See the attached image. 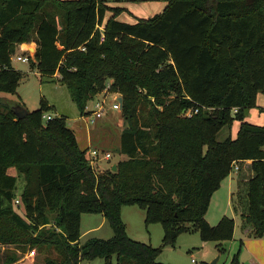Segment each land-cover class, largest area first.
<instances>
[{
  "label": "trees",
  "instance_id": "1",
  "mask_svg": "<svg viewBox=\"0 0 264 264\" xmlns=\"http://www.w3.org/2000/svg\"><path fill=\"white\" fill-rule=\"evenodd\" d=\"M165 1V11L148 20L104 24L107 0H0V94L14 95L22 80L11 63L16 47L35 42L33 66L68 87L81 115L112 81L127 123L120 136L126 158L115 172L95 174L64 117L44 124L52 109L44 99L17 119L0 97V245L57 253L44 264H165L163 249L197 231L222 255L235 220L211 225L206 213L233 165L247 161L253 175L244 185V229L264 239V124L245 115L264 95V0ZM190 109L199 111L183 114ZM234 121L241 123L236 139ZM11 168L24 179V216L12 205L18 176ZM131 206L145 212L147 228L161 225L160 247L129 237L122 209ZM84 214L102 215L112 238L81 243ZM8 256L0 264H16ZM231 264H240L237 255Z\"/></svg>",
  "mask_w": 264,
  "mask_h": 264
},
{
  "label": "rangeland",
  "instance_id": "2",
  "mask_svg": "<svg viewBox=\"0 0 264 264\" xmlns=\"http://www.w3.org/2000/svg\"><path fill=\"white\" fill-rule=\"evenodd\" d=\"M102 6L109 8L104 24L113 17L117 21L134 24L138 20H148L155 15L162 14L167 7V2L165 0H107V2H102ZM115 10L119 11L116 13ZM26 50L24 46L19 45L16 47L14 55H12L11 63L16 70L23 74V77L14 95L0 94L4 104L10 107L17 103L25 107L29 112H32L41 107V100L44 99L52 108L44 115L53 118L64 117L67 127L75 133L77 143L82 150L89 148L102 149L111 153L112 159L109 162H101L98 165L100 173L111 169L114 164H118L124 160L126 157L123 156L121 151L120 136L127 127V123L123 119L122 114L108 109L104 118L96 125L87 124L86 119L81 115V112L73 101L68 87L58 77H42L38 68L33 66V64L36 66L35 62L25 63L16 60L17 56L27 57L29 53ZM29 52L34 54V48L29 49ZM142 92L145 93L144 90ZM107 104H111V98L107 100ZM262 109H264V95L258 94L256 107L250 111L246 121L257 126H262L264 124V111ZM208 112L213 113L214 110H209ZM43 122L45 124L47 121L44 120ZM240 125L239 121H234L230 132L232 139L237 138ZM227 134L228 131L223 129L218 135V140H224ZM239 165L241 172L246 174L247 167L243 163ZM9 173L18 176L15 194L16 200H20V195L25 185L24 179L14 168H11ZM249 173H252L250 167ZM237 176L238 172L233 169L231 174L221 182L219 189L211 197L210 206L205 217L211 225H216L223 217L235 220L234 240L223 243L226 253L221 255L217 247L218 243L202 241L199 232L195 231L181 234L174 247L164 248L159 257L160 262L165 264H201L204 262L211 264L220 255L218 264H231L233 257L237 255L240 264H252L250 261L252 254L256 255L257 259L255 261L257 264H261L264 261V239L248 236L244 229L242 214L247 211L248 201L245 194V186L241 187V194L239 195ZM244 179L241 180L243 184H246L247 181H244ZM12 205L18 214L24 216L25 211L22 204L16 206L14 202ZM129 210L132 212L128 218L129 220H127L126 212ZM124 216L126 222L129 223L130 229L132 228L140 234L136 236L137 240L135 241L147 244L153 241V247L158 248L161 246L164 236L163 229L161 225H156L153 229L147 228L145 226L144 211L137 207L127 208L125 209ZM88 220L92 224H89ZM101 220L102 217L97 214H84L82 216V243L86 242L89 238H112L113 231L108 223L98 232L86 236L85 232L90 228L98 227ZM51 225L52 223L48 225V228ZM109 232L110 235L107 236ZM28 251L31 250H16L15 246L0 245V263L6 255L14 257L17 260L16 264H44V261L48 257L51 259L58 258L57 253L54 251L42 253L36 248V257L27 259L26 254ZM193 260L194 262H192ZM82 264H105V262L97 259L94 261H84ZM113 264H116V261H113Z\"/></svg>",
  "mask_w": 264,
  "mask_h": 264
},
{
  "label": "built area",
  "instance_id": "3",
  "mask_svg": "<svg viewBox=\"0 0 264 264\" xmlns=\"http://www.w3.org/2000/svg\"><path fill=\"white\" fill-rule=\"evenodd\" d=\"M98 30L100 31L101 34V42H104L105 40V34H104V26H98ZM82 51H84V48H80ZM26 52H28V56H17L16 60L19 62H25V63H30L31 61L35 60V53L31 54L29 52V49L27 48ZM111 85L112 81H109L107 83V86L105 89L97 94L93 99H91L86 107L85 111L83 113V117L86 119L87 124L89 125H96L100 120H102L107 112V110H112V111H117L120 112L122 111V105L119 102V99L122 98V95H120L118 92H112L111 91ZM111 98V104H107V100ZM198 109H190L188 111H184L183 114H186L187 117H192L194 114L198 113ZM238 110L235 109L234 112H237ZM264 111V109H263ZM53 119L51 116L44 115L43 120L48 121ZM88 160H89V165L94 171L95 174L100 173L98 170V165L101 162H109L112 159V155L110 152H106L105 150H100V149H88ZM239 171V164L235 163L233 165L232 170ZM16 206H19L21 204L20 200L15 201ZM19 208V207H18ZM36 249H33L31 251H28L26 254L27 259H32L36 257ZM194 262V260L192 261Z\"/></svg>",
  "mask_w": 264,
  "mask_h": 264
},
{
  "label": "crops",
  "instance_id": "4",
  "mask_svg": "<svg viewBox=\"0 0 264 264\" xmlns=\"http://www.w3.org/2000/svg\"><path fill=\"white\" fill-rule=\"evenodd\" d=\"M106 18V17H105ZM22 46H24L26 49L28 48V49H31L32 47L34 48V53L36 52V44L35 43H31V44H23ZM33 62H36V60H34ZM249 114H250V112H249ZM247 120V119H246ZM244 165H245V167H247V170H246V174H243V172H241V169H239V171H238V176H237V183H238V189H239V191H241V187L243 188V186L245 185V184H243V182H242V180L241 179H243V178H245L244 179V181H247L249 178H251L252 177V175H253V173H249V165H251V162L250 161H247V162H244L243 163ZM240 166V165H239ZM133 207H136V206H131V207H124L123 209H122V219H123V221H124V223H125V225H126V230H127V234L129 235V237L130 238H133V240H137L136 238V236H139L140 234L138 233V231H136V230H134V229H130V227H129V223H127L126 222V220H125V209H127V208H133ZM138 208V207H137ZM139 209V208H138ZM143 211V210H142ZM131 212L132 211H127L126 213H127V220H129L128 218H129V216H130V214H131ZM83 216V215H82ZM100 217H102V220H101V223H100V225L98 226V227H94V228H90V229H88L86 232H85V234H86V236H88V235H90V234H93V233H95V232H98L100 229H102V227H104L105 225H106V223H107V221H106V219L102 216V215H100ZM89 224L91 223V221L90 220H88L87 221ZM129 222V221H128ZM81 224H82V218H81ZM92 224V223H91ZM210 224V223H209ZM156 225H159V224H155V225H150L149 226V229H153V227L154 226H156ZM163 229V228H162ZM245 232H246V234L248 235V236H250L249 235V233H250V227H248L246 230H245ZM158 233V232H157ZM151 234H152V230H151ZM110 235V232H109V234L107 235V236H109ZM81 238H82V236H81ZM100 239H103V238H100ZM80 242H81V239H80ZM82 243V242H81ZM152 246H154L153 245V241H152V243H150ZM4 249V248H3ZM255 259H257V257H256V255L255 254H252V256H251V258H250V261H251V263L252 264H257L256 263V261H255ZM261 264H264V261L261 263Z\"/></svg>",
  "mask_w": 264,
  "mask_h": 264
},
{
  "label": "water",
  "instance_id": "5",
  "mask_svg": "<svg viewBox=\"0 0 264 264\" xmlns=\"http://www.w3.org/2000/svg\"><path fill=\"white\" fill-rule=\"evenodd\" d=\"M120 104L123 106V98L119 99ZM11 110L17 117V119H23L30 113L25 107L21 106L20 104H15L11 106ZM246 117L249 116V111H246L245 113ZM113 172L117 170V164H114L111 169ZM220 259V255L211 263V264H218Z\"/></svg>",
  "mask_w": 264,
  "mask_h": 264
}]
</instances>
